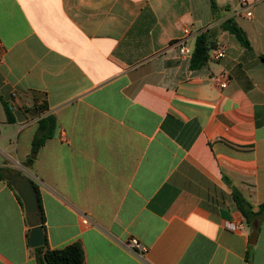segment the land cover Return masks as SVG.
<instances>
[{"label":"crops","instance_id":"crops-1","mask_svg":"<svg viewBox=\"0 0 264 264\" xmlns=\"http://www.w3.org/2000/svg\"><path fill=\"white\" fill-rule=\"evenodd\" d=\"M214 3L0 0V168L37 188L49 250L79 243L84 264H264V218L252 230L232 196L264 204V0ZM227 18L249 47L218 30L191 69L175 41L189 28L193 48ZM49 114L54 134L25 170ZM17 196L0 180V264H38Z\"/></svg>","mask_w":264,"mask_h":264},{"label":"trees","instance_id":"trees-1","mask_svg":"<svg viewBox=\"0 0 264 264\" xmlns=\"http://www.w3.org/2000/svg\"><path fill=\"white\" fill-rule=\"evenodd\" d=\"M210 7L213 12L216 10L214 0H210ZM218 30L233 35L242 46L249 47V41L244 31L232 18H227L219 24L218 28L207 29L196 36L190 60L191 69H199L207 63L209 60V51L214 47V40L217 36ZM1 104L5 112L6 122L12 124L14 121L11 115L10 105L4 102H1ZM55 127V118L50 114L41 117L38 120L37 128L31 141L30 153L22 164L25 170H30L33 167L40 148L44 145L46 140L52 138ZM14 174L19 175V173L15 170L0 168V180L5 181L12 189L14 188L9 180V177ZM30 183L37 199L38 215L36 217L28 214L26 215L28 218L32 219L37 226H41L42 230H44L45 218L40 204L38 190L32 182ZM232 196L235 207L244 218L245 223L252 230H255L256 224L264 218V204L259 205L257 209L254 210L251 204L237 190H233ZM18 199L22 205L21 199L19 197ZM33 251L38 264H84L83 249L79 243H73L57 250H49L46 245H44L43 247L36 248Z\"/></svg>","mask_w":264,"mask_h":264},{"label":"water","instance_id":"water-1","mask_svg":"<svg viewBox=\"0 0 264 264\" xmlns=\"http://www.w3.org/2000/svg\"><path fill=\"white\" fill-rule=\"evenodd\" d=\"M10 182L17 195L22 201L23 209L26 214L37 216L38 215V203L35 196V192L27 176H19L18 174L11 175L9 177ZM30 231L28 234L29 246L32 249L40 248L45 245L46 239L41 226H33L28 221ZM256 232H252L250 236V244H255Z\"/></svg>","mask_w":264,"mask_h":264},{"label":"built area","instance_id":"built-area-1","mask_svg":"<svg viewBox=\"0 0 264 264\" xmlns=\"http://www.w3.org/2000/svg\"><path fill=\"white\" fill-rule=\"evenodd\" d=\"M240 3H244L245 0H238ZM245 17H251V13L247 12ZM192 37V32L189 28L183 30V37L173 44L178 49V53L181 57L185 59H190L193 53V48L187 42ZM227 46L223 42H218L216 48L214 49L212 57L214 59L223 58L226 54ZM220 87H225L224 83H220ZM86 224V220L83 221ZM225 228L230 231H240L242 229L241 224H234L230 222L225 223ZM129 247L138 249L140 252H144V249L137 243L136 240L132 239L128 243Z\"/></svg>","mask_w":264,"mask_h":264}]
</instances>
